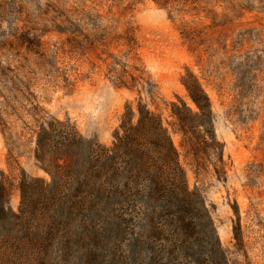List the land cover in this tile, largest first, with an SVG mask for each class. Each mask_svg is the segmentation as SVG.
<instances>
[{"label": "rangeland", "instance_id": "obj_1", "mask_svg": "<svg viewBox=\"0 0 264 264\" xmlns=\"http://www.w3.org/2000/svg\"><path fill=\"white\" fill-rule=\"evenodd\" d=\"M189 74L209 98L214 136L171 112L179 100L195 109L181 82ZM138 102L168 128L229 264H264V0H0V175L10 211L23 176L49 180L35 158L42 123L69 119L111 146L125 105ZM122 236L112 220L69 254L56 241L38 262L137 264ZM23 260L36 262L9 264Z\"/></svg>", "mask_w": 264, "mask_h": 264}, {"label": "trees", "instance_id": "obj_2", "mask_svg": "<svg viewBox=\"0 0 264 264\" xmlns=\"http://www.w3.org/2000/svg\"><path fill=\"white\" fill-rule=\"evenodd\" d=\"M181 82L195 109L179 100L172 114L181 127L214 136L205 91L192 74ZM113 138L111 146L86 139L69 119L39 126L35 158L49 180L23 176L13 212L0 175V264L18 256L36 262L17 264H43L38 261L56 241L69 254L112 220L137 264H229L161 116L142 102L127 103Z\"/></svg>", "mask_w": 264, "mask_h": 264}]
</instances>
